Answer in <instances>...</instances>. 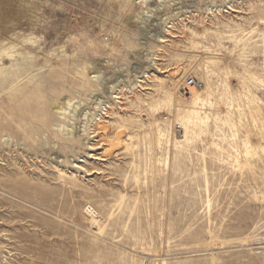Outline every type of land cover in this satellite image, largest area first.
Here are the masks:
<instances>
[{"label": "rangeland", "instance_id": "obj_1", "mask_svg": "<svg viewBox=\"0 0 264 264\" xmlns=\"http://www.w3.org/2000/svg\"><path fill=\"white\" fill-rule=\"evenodd\" d=\"M32 1L0 56V264H264V0ZM159 36L180 58L145 74ZM201 63L224 110L187 136L160 81Z\"/></svg>", "mask_w": 264, "mask_h": 264}, {"label": "bare ground", "instance_id": "obj_2", "mask_svg": "<svg viewBox=\"0 0 264 264\" xmlns=\"http://www.w3.org/2000/svg\"><path fill=\"white\" fill-rule=\"evenodd\" d=\"M1 2H2V6L1 5L0 6L3 7L4 9L8 8V6L11 7V5H10L11 2L9 0H1ZM9 2H10V4H9ZM14 2H16V3H14L16 6L15 7L12 6L13 9L11 10L12 14L10 15V17H11L10 19L6 18L4 15L3 16L0 15V56L6 55V56H8V58H10V56L7 55V48L6 47L9 46L8 49H13L16 47L14 45L15 41H17L19 38H21L22 33L24 32V28L22 26V21L27 22L28 25H32V24L38 23L40 20L38 14H37V11H36L37 7L35 8L34 2L32 0H16ZM159 2L160 3H157V5H159V6H160V4L163 6H166V7H168V6L170 7V5H171V1L167 2L166 0H159ZM143 3L145 4L147 9L149 8L148 12L145 11L146 17L151 18L154 10L156 8V5L151 6L149 0H143ZM4 9H2V11ZM178 12H180V11H178ZM170 14L171 13H169V11L166 10L164 16H168ZM174 18L177 19V17H174ZM178 19H179V17H178ZM170 20H172V19H170ZM202 20L203 19H201V21ZM166 21H167V19H166ZM168 23L169 22H167V24ZM204 30H205L204 32H206V29H204ZM188 31H190V35H191L192 39H196L197 37H200L202 35V33L195 31V30H188ZM162 33H160V34H162ZM161 36L157 37V39H155L154 43L151 46L152 49L154 50V52L151 56L152 58L148 60V63H146L147 66H145L146 64L144 65V68H145L144 73L145 74H148L150 68L152 69L153 66H155L156 69H159L158 66H156L157 61H158L157 59H158V57H160L159 54H161L163 49H165V51L169 50V49L166 50L167 46H166V48H164L163 44L165 43V40ZM32 40H34V38L30 39V41H32ZM170 52H171V54L169 56L173 61H176L180 58L178 52H173L171 50H170ZM170 52L167 51V53H170ZM163 54H164V52H163ZM13 56H15V55L13 54ZM13 56H11V57H13ZM169 56H168V58H169ZM152 64H153V66H152ZM198 67H199V73H202L201 75H204V76H200V79L202 80V84L200 82L201 85L200 84L196 85L195 87H192L193 89L190 88V93H189L190 97H188V98H186V97L183 98V96H181V95H180L181 96V98H180L176 94V88L177 87L181 88L182 86H185V83L187 82L185 70L184 71L179 70L178 76H175V75L170 76L168 80L160 81V90H161V93L164 94V102L167 104V106H170V107L176 106L177 111H178L177 118L179 119L180 124L186 130L187 136H188L189 132H194V130L191 129L192 123L194 121H198L204 125L209 121V116L207 114H205L206 106L209 103L211 105H218V107L221 108V110H224V105L222 104L221 101H218L214 97L212 90L208 86V79H207L206 73H205L206 64L201 63L198 65ZM187 68H188V66H187ZM89 70H90V65L86 64L85 68L80 71V75L85 77V78H89L90 77ZM193 70H194V68H193ZM180 74H181V76H180ZM196 74H198V73H195L194 75H196ZM187 76H189V74ZM190 76H192V75H190ZM115 88H117V87L114 85L111 86L110 91H109V93L111 95V99H105V101H102L99 108H102L105 111L108 108L112 109L113 107H115L114 99H118V100L122 99L116 93ZM142 88H143L142 87V80H140L138 78L130 86H124L125 90L131 92L137 98H139V93H140ZM211 100H212V102H210ZM58 109L64 110V108L61 106ZM181 115H182V117L180 118ZM187 115H189V117H187ZM225 115L230 120V113L225 112ZM98 116H100V114L92 115L90 113H87L85 115V118L88 119L89 117H91L94 120V119H97ZM184 119H187V121L184 122L185 121ZM88 129H89L88 125L86 124L84 127L85 134L87 133ZM161 136H163V135H161ZM258 137H259L260 146H261L262 150L264 151V129L261 131V133L258 135ZM116 139H117V141L122 142L119 139V137H116ZM186 139H187L186 141H188V137H186ZM122 143H125L128 146L127 141L122 142ZM177 144H180V143L177 142ZM236 161L238 164L248 165V161L242 162L239 155L236 158ZM262 178L264 180V174H263ZM260 197L261 196L258 195L257 198L261 200ZM89 214H90V218L96 219L98 217V214L96 212H94L93 210H90ZM94 221H96V220H94Z\"/></svg>", "mask_w": 264, "mask_h": 264}, {"label": "built area", "instance_id": "obj_3", "mask_svg": "<svg viewBox=\"0 0 264 264\" xmlns=\"http://www.w3.org/2000/svg\"><path fill=\"white\" fill-rule=\"evenodd\" d=\"M196 86V79L192 78L189 79L186 83H185V89H190L192 87Z\"/></svg>", "mask_w": 264, "mask_h": 264}]
</instances>
